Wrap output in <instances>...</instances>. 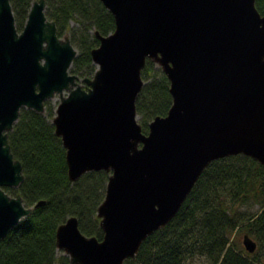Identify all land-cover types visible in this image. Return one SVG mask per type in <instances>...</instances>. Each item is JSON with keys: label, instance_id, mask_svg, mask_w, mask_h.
Listing matches in <instances>:
<instances>
[{"label": "water", "instance_id": "obj_1", "mask_svg": "<svg viewBox=\"0 0 264 264\" xmlns=\"http://www.w3.org/2000/svg\"><path fill=\"white\" fill-rule=\"evenodd\" d=\"M101 1L115 26L95 31L96 69L80 78L69 71L77 48L57 33L45 0H32L21 29L10 0H0V239L33 207L4 189L24 178L7 138L21 106L42 112L58 92L51 121L69 179L110 171L97 206L102 237L82 232L75 215L57 225L68 264H122L174 215L210 160L242 152L264 163V8L255 0ZM146 57L167 75L172 101L144 132L135 101ZM242 243L257 246L246 232Z\"/></svg>", "mask_w": 264, "mask_h": 264}, {"label": "trees", "instance_id": "obj_2", "mask_svg": "<svg viewBox=\"0 0 264 264\" xmlns=\"http://www.w3.org/2000/svg\"><path fill=\"white\" fill-rule=\"evenodd\" d=\"M10 2L21 29L32 0ZM255 5L262 11L264 0H255ZM45 14L55 20L59 35L68 32L77 48L69 71L91 75L96 66L90 50L99 43L95 31H112L113 13L101 0H45ZM141 76L135 105L146 132L154 115L167 112L172 97L167 75L149 57ZM55 106L48 99L42 112L21 106L7 132L24 178L18 186L4 189L19 193L33 207L0 239V264H68V255L58 253L55 233L70 215L77 217L85 234L103 235L96 214L110 171L91 169L69 179L66 149L51 121ZM39 200L43 201L34 206ZM245 232L257 242L253 251L242 243ZM198 255L206 264H264V163L255 157L239 152L210 160L174 215L122 264H191Z\"/></svg>", "mask_w": 264, "mask_h": 264}, {"label": "rangeland", "instance_id": "obj_3", "mask_svg": "<svg viewBox=\"0 0 264 264\" xmlns=\"http://www.w3.org/2000/svg\"><path fill=\"white\" fill-rule=\"evenodd\" d=\"M72 22V21H71ZM20 29V28H19ZM63 35H67L68 36V32L66 31ZM151 59V58H150ZM154 63H155V65L156 66H160L157 62H155L154 61ZM95 64V63H94ZM95 66H96V64H95ZM143 67V66H142ZM161 68V67H160ZM95 69H96V67H95ZM76 74H78V73H76ZM93 74V73H92ZM91 74V75H92ZM91 75H88V76H91ZM78 76L81 78V77H83V76H81V75H79L78 74ZM142 77V76H141ZM143 79V78H142ZM144 81V80H143ZM79 82L81 83V85L82 86H86V84L84 83V81H82V79H79ZM48 100H50L51 101V103H53V104H56L57 102H58V100H59V95H58V92H55V94H54V96L53 97H51V98H49ZM44 111V110H43ZM137 119L139 120L140 119V115L137 113ZM97 215V214H96ZM97 217L98 218H100L98 215H97ZM243 235V234H242ZM242 235H241V239H242ZM65 253V251L62 249V248H58V253ZM191 264H206V261H205V258H204V256H202V255H198V256H196V257H194V259L191 261Z\"/></svg>", "mask_w": 264, "mask_h": 264}, {"label": "bare ground", "instance_id": "obj_4", "mask_svg": "<svg viewBox=\"0 0 264 264\" xmlns=\"http://www.w3.org/2000/svg\"><path fill=\"white\" fill-rule=\"evenodd\" d=\"M54 96V95H53Z\"/></svg>", "mask_w": 264, "mask_h": 264}]
</instances>
